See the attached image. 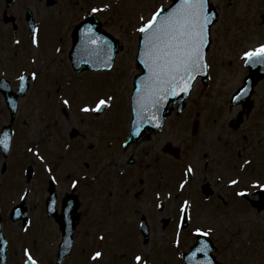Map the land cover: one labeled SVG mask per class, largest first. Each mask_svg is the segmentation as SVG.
Instances as JSON below:
<instances>
[{
	"label": "rangeland",
	"instance_id": "obj_1",
	"mask_svg": "<svg viewBox=\"0 0 264 264\" xmlns=\"http://www.w3.org/2000/svg\"><path fill=\"white\" fill-rule=\"evenodd\" d=\"M213 2L220 17L212 27L207 55L209 80L196 83L183 113L173 114L161 133L124 151L121 141L128 126L134 75L139 71L135 62L138 18H149L157 7L167 6L171 0H54L50 5L47 0H16L9 8L0 0V76L5 75L16 89L22 72L38 74L31 80L28 94L20 98L9 156L4 158L0 149V211L9 241L8 264H23L26 248L40 264H56L61 231L45 209L51 176L56 177L59 208L72 181H81L76 190L87 217L78 225L76 245L63 264H136V255L149 264H185L182 254L195 242L196 227L210 229L211 237L221 241L215 243L218 258L225 264H264V210L250 203L261 198V187L255 182L264 184V78L254 89L251 112L244 115L238 128L230 124L241 109L231 105V95L248 72L243 53L264 43V0ZM105 4L110 7L97 15L123 48L114 68L77 74L68 57L72 29L92 13V8ZM28 7L40 22L35 33L39 46L28 33ZM5 10L15 15L17 32L12 31V23L4 22ZM103 94L114 96V101L102 115L86 116L80 111L83 104ZM63 99L72 102L70 109L65 110ZM197 111L200 116H196ZM196 117L200 128L193 134ZM9 122L0 91V130ZM105 125L108 130H101ZM73 129L84 136L78 133L71 140ZM111 139L113 145L108 144ZM167 142L181 148L178 160L162 152ZM29 148L39 149L45 160H37ZM131 154L142 164L126 169ZM186 161L196 167V178L180 190ZM45 164L53 168L51 174ZM29 166L33 170L31 181L26 178ZM231 179L239 183L230 185ZM207 182L215 191L209 200L201 192ZM29 184L32 195L26 203L32 224L25 231L21 220H11L10 210ZM240 190H247L246 195H237ZM185 199L192 202L191 222L179 229L181 243L177 245L178 209ZM162 201L163 211H159L157 205ZM144 215L149 223L148 242L138 227ZM166 219L169 222L164 225ZM96 251L103 255L93 260Z\"/></svg>",
	"mask_w": 264,
	"mask_h": 264
},
{
	"label": "snow or ice",
	"instance_id": "obj_2",
	"mask_svg": "<svg viewBox=\"0 0 264 264\" xmlns=\"http://www.w3.org/2000/svg\"><path fill=\"white\" fill-rule=\"evenodd\" d=\"M110 5H103L100 8H92L93 13L101 12L108 9ZM218 18V14L210 11V0H173V3L165 8L160 5L150 15L145 18L139 16V27L136 29L141 34V43L138 48L137 58L144 65L147 75L143 80H140L135 86L136 93V109H135V127L134 135H139L140 128L144 124L155 123L157 127L161 125V117L158 115L161 111V106L168 102L171 98L182 94L190 96L194 82L200 75H208L211 70L207 53L211 49V25ZM36 31L33 32L32 43L39 46V39L36 36ZM84 43L83 48L90 51L97 62L104 68H113L112 42L104 36L99 35L93 25L87 24L84 28ZM19 43V41H17ZM60 51V49H57ZM245 63L249 65L264 66V43L258 44L256 47L250 48L243 53ZM32 79L37 78L36 72H31ZM23 82L27 79L26 76L20 77ZM5 88L10 87L7 83L3 85ZM249 89L241 87L233 94L232 100L239 102L241 97L246 95ZM114 101L112 95H100L94 99L92 103H86L80 109L86 114L102 115L106 112ZM62 104L65 110L71 108V101L63 99ZM9 137L4 134L3 145L7 149L9 147ZM128 141H125L127 144ZM33 153V156L43 162L45 157L39 154V149H28ZM248 162V161H246ZM250 163V162H249ZM46 171L51 174L53 168L45 164ZM196 167L193 163L186 164L184 168V178L179 184V189L184 190L196 178ZM51 180H56L55 176L50 177ZM81 183L80 180L72 181V188H76ZM239 183L237 179L229 180V184L236 185ZM257 186L264 188V184L259 181L255 182ZM247 190H242L237 195L244 196ZM32 195L31 185L22 190V195L19 199L27 201ZM159 192L156 193L158 197ZM169 197L172 193L167 194ZM52 203H55L53 201ZM65 205H68L65 199ZM163 211V205H157ZM192 202L185 199L179 205V223L177 225L175 243L179 245L180 232L186 226V222H191L190 209ZM16 215H20L18 209H14ZM32 224L31 220H26L24 230ZM193 231L202 236H209L211 230H205L201 227H196ZM104 239L103 236L100 237ZM27 264H38L34 259L30 249H25ZM209 245L206 241L198 240L188 254L192 264H211V260L207 257ZM198 254H204L203 260L197 258ZM102 252L96 251L92 259L101 258ZM136 264H149V261L141 255L135 256Z\"/></svg>",
	"mask_w": 264,
	"mask_h": 264
},
{
	"label": "water",
	"instance_id": "obj_3",
	"mask_svg": "<svg viewBox=\"0 0 264 264\" xmlns=\"http://www.w3.org/2000/svg\"><path fill=\"white\" fill-rule=\"evenodd\" d=\"M13 1L14 0H7V4L10 5ZM210 11L217 13L215 6L212 4H210ZM9 19L13 20L14 18L13 17L6 18V21H8ZM212 19L215 22L217 20V17H213ZM28 20H29V24L31 26V29H33V18H32L31 11H28ZM87 24L93 25L94 28L96 29V32L99 35L107 37L112 42V47H113L112 60H113V63H114V59L116 56V52L121 48L119 40L116 39L111 33L107 32L103 28L102 23L99 20V18L96 15L92 14V15L88 16L86 19H84L83 21H81L76 26V28L73 32V46H72V50L70 52L71 60H72L73 65L77 71H82L83 69H86V68L95 69V70L104 69V67L101 66L97 62L96 57L90 51H88L86 48L82 47V45L84 43V36H83L84 28L86 27ZM140 38H141V34L139 36V47H140V43H141ZM210 39H211V37H210ZM137 63H138V65L142 71L135 77V85L140 80H143L145 78V76L147 75V72L144 69V65L138 61V58H137ZM247 65L249 66L250 73L245 77L244 84L241 87H246L247 89H249V91L247 92L246 95L241 97V100L239 102L243 103L245 106H246V104H248V109H250L251 105H252V103L250 102V96L252 95V93L254 91L255 85L259 82V80L262 77H264V66H262V65L252 66L249 64H247ZM25 76L27 77V79H25L21 83L20 88L16 92L11 90L10 87L5 88L3 86L5 83H7L9 85V82L5 78L2 77L0 79V90L5 95V98L7 100V104L9 105V108L11 110L12 118L15 117L19 97L21 95L26 94L28 91V87H29L28 76L27 75H25ZM200 76L204 77V79L207 80L208 75H200ZM188 97H189L188 95L182 94L180 96L171 98L168 102H166L164 105L161 106V111L158 114L161 117L160 127H157L155 123L144 124L140 128L139 135H134L132 133L131 140H140L145 135L150 134L152 131L161 130L165 120L167 119V117L171 113V108L169 107V104L172 103L175 105L178 103L179 109H181L183 107V105L185 104L186 98H188ZM233 102L239 103L236 101H233ZM132 104L134 107V120H133V129H134V127H135V109H136V93L134 90H133V96H132ZM196 129H197V124L194 125V130H196ZM5 133H7L8 137L10 138L9 139V145H10L11 133H12L11 125L5 126L4 130L2 132L3 135H2V139H1V146L3 148H4L3 140H4V134ZM8 150H9V147L7 149L4 148L5 155H7ZM56 199H57V195H56L55 188L53 185H51L50 186V196L48 197V203L50 201H52V202L56 201ZM65 199H67L68 205H65ZM257 204H258L257 205L258 207L263 206L262 203H257ZM79 205H80V203L78 201V198L74 195L69 194L63 198L62 212L60 214L57 213L55 207H54L53 211H51V212L49 211V214H53L55 216L56 220L59 222L60 229L62 230V233H63V239L59 245V251L57 254L58 255L57 264H61L63 262V260L65 259V257L71 252V249L73 246V233L75 231L76 223H78L79 218H80V213L77 212ZM15 208L18 209L21 214L16 215L14 210H13L12 218L18 219V218L22 217L25 220L26 214H27V209L25 207V204L21 203L18 206H16ZM1 222H2V217L0 215V241H1L0 264H6V262H7V240H6V237L3 233V231L1 230ZM142 222H145V221L143 220ZM145 231H146L145 232V239L147 240L148 239V229H146ZM209 252L210 251H208L206 255L211 260ZM203 255L204 254H198V256H197L198 259L203 260ZM187 261H188V263L192 264V261L190 260L189 256L187 257Z\"/></svg>",
	"mask_w": 264,
	"mask_h": 264
},
{
	"label": "flooded vegetation",
	"instance_id": "obj_4",
	"mask_svg": "<svg viewBox=\"0 0 264 264\" xmlns=\"http://www.w3.org/2000/svg\"><path fill=\"white\" fill-rule=\"evenodd\" d=\"M81 120H84V119H81ZM230 124H231V126L232 127H236V128H238V126H239V121L236 119V121L235 120H231V122H230ZM104 129V131H107L108 130V125H105V126H103V127H101V130H103ZM76 134V136H78V133H81V135L82 136H84V134L82 133V132H78L76 129H73L72 130V132H71V134ZM245 137H243V139H244ZM111 143H113V139H111L109 142H108V144H111ZM135 143H137V142H135ZM132 144H134V143H131V144H129V145H127V146H125L124 147V144H123V149H124V151L125 150H127V148H129L130 147V145H132ZM138 144V143H137ZM167 144H169V142H167L166 144H164L163 146H162V152H164L165 154H167L168 152L167 151H165L166 149V146H167ZM166 145V146H165ZM170 148H171V152L170 153H168L171 157L173 156V152H177V149L175 148V147H171L170 146ZM110 152V151H109ZM148 152L149 151H147L146 153L148 154ZM123 153V152H122ZM163 153V154H164ZM113 154V155H112ZM133 157H135L133 154H131ZM109 156H112L113 158H115V153L113 152V151H111L110 152V154H109ZM133 157H131V159H129L128 161H127V168L126 169H129V168H135V166H141V164H142V161L140 162V159H135V158H133ZM138 158V157H137ZM207 162H209V160L207 159L206 160V163L204 164V166H205V168H207L208 167V165H209V163H207ZM188 163H191L190 161H186V163H185V166H186V164H188ZM86 165V169H90V166H89V164L88 163H86L85 164ZM126 169H124V171L126 170ZM143 169V168H142ZM140 170V169H139ZM203 170H205V169H203ZM207 171V170H206ZM211 171H212V169H211ZM231 185V184H230ZM205 188L208 190V192H209V194H210V198L214 195V193H215V191L213 190V188L211 187V184L209 183L208 185H205V183L201 186V192L203 193V194H205V196L207 197V194H206V191H205ZM220 196V195H219ZM221 197V196H220ZM210 198H206V200H209ZM221 200L222 201H225L222 197H221ZM164 202L162 201V205L164 206V204H163ZM159 205H161V204H159ZM85 210V209H84ZM84 210L82 211V217H81V220L83 221L85 218H87L86 217V214H85V212H84ZM158 210L160 211L161 209L158 207ZM168 219V218H167ZM164 220V225H166L168 222H169V220ZM85 222H87V221H85ZM88 223V222H87ZM187 224H189V222L187 223ZM186 224V225H187ZM184 228V227H183ZM196 235L197 234H195V237H196ZM211 236V235H210ZM211 238V240H209L208 242L211 244V246L213 247V249H214V254L216 255V258L218 259V261L220 262V264H225V262H223L222 260H220L219 258H218V249H219V246H218V244H216L215 242L216 241H219V242H221L219 239H217L216 238V241H215V239H213L212 237H210ZM196 239V238H195ZM213 264H217V262H215V263H213Z\"/></svg>",
	"mask_w": 264,
	"mask_h": 264
}]
</instances>
